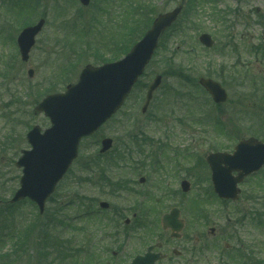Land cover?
<instances>
[{"label":"rangeland","instance_id":"obj_1","mask_svg":"<svg viewBox=\"0 0 264 264\" xmlns=\"http://www.w3.org/2000/svg\"><path fill=\"white\" fill-rule=\"evenodd\" d=\"M177 2L93 0L84 7L78 0H0V199L4 202L0 205V247L9 250L11 232L33 224L35 231L23 259L29 263V258V264L41 263L43 249L51 253L55 243L67 264H131L136 254L160 241L164 246L156 250L166 258L157 264H229L222 255L225 242L233 249L237 245L252 248L244 249L251 264H264V169L241 185L238 201L224 204L212 197L210 172L203 161L211 151L233 150L240 138L256 135L264 139V0H189L187 13L181 17L184 26L167 33L140 86L121 111L96 135L81 142L77 160L52 196L54 200L47 202L45 213L39 214L29 201L9 203L22 175L16 161L22 149L30 148L27 132L34 125H51L43 113L35 111L37 103L75 82L87 63L118 55L117 45L122 43L125 49L151 19ZM141 5L149 7L142 10ZM43 16L47 24L25 63L17 37L22 28ZM203 32L216 41L210 50L199 42ZM168 59L183 64L194 80L199 76L219 80L228 90V101L216 106L194 85H185L182 91L195 97L193 101L178 100L169 94L179 88L177 80L165 77L143 115L145 86L165 72ZM29 68L35 70L33 78L28 76ZM132 134L138 136L137 145L130 149L132 163L121 164L120 157L127 151L124 145ZM106 136L114 138V147L100 159L105 174H97L89 185L82 184L88 174L81 167L99 153L100 141ZM162 149L167 158L156 166ZM112 159L117 161L109 162ZM143 160L146 164L141 167L137 163ZM141 177L145 182H140ZM184 178L192 183L188 193L181 189ZM94 181L99 184L93 185ZM116 183L127 190H115ZM78 198L86 211L91 205L95 212L79 216ZM101 201L109 202L110 208L101 209ZM174 206L181 208L186 224L183 238L175 240L161 224L162 215ZM134 213L145 220V226L129 227L127 239L128 228L123 224ZM47 217L55 226L46 227L49 235L41 231V225L52 222ZM175 249L183 251L181 257L174 254Z\"/></svg>","mask_w":264,"mask_h":264},{"label":"water","instance_id":"obj_2","mask_svg":"<svg viewBox=\"0 0 264 264\" xmlns=\"http://www.w3.org/2000/svg\"><path fill=\"white\" fill-rule=\"evenodd\" d=\"M81 2L88 5L90 0ZM182 8L180 5L159 14L143 38L123 58L100 66L87 64L76 83L69 84L65 92L46 96L36 106L37 112H44L50 118L52 126L44 132L35 126L28 132L27 140L32 149L23 150L16 163L17 167L23 168V175L21 186L11 199L12 203L29 197L37 203L40 212H44L47 199L77 158L82 138L95 133L122 107L151 61L161 35L176 21ZM44 24L45 19L42 18L36 25L26 27L20 33L18 44L23 61L29 60L36 36ZM200 39L207 46L213 45L209 34H203ZM28 73L33 77L34 70L30 69ZM161 82L162 75H157L148 87L143 112L147 111ZM199 83L216 103L227 100V92L219 82L201 77ZM112 146V138L103 139L101 153L109 151ZM207 162L212 171L215 192L222 198L237 199L241 191L238 184L264 165V143L255 137L242 139L233 153L212 152L207 156ZM182 188L189 191L190 182L183 181ZM101 206L108 208L109 203L102 202ZM179 217L178 208L163 217L164 228H171L175 237L180 236L179 232L184 226ZM154 247H149L145 255H138L132 264H155L161 255L151 252Z\"/></svg>","mask_w":264,"mask_h":264},{"label":"trees","instance_id":"obj_3","mask_svg":"<svg viewBox=\"0 0 264 264\" xmlns=\"http://www.w3.org/2000/svg\"><path fill=\"white\" fill-rule=\"evenodd\" d=\"M147 6L148 5H141L142 10ZM142 21L149 22L150 19L149 18H143ZM151 22H152V19H151ZM151 22L148 23V25L145 28V31L151 25ZM132 32L133 31L131 29V32L129 31V33L126 36V40L130 36V34H132ZM134 32H136V30H134ZM144 32L142 31V33L138 36L137 39H139L144 34ZM125 34H126V32H125ZM165 36H166V34L162 37V40L160 42V46H162V41L165 39ZM136 41L137 40H131V42H129L126 45L125 49H123L122 46L120 48L118 47L119 48V54L118 55H116L112 58H101L96 62L103 63V62H107V61H111V60L120 58L122 55L126 54L129 51L131 46ZM173 62L174 61L171 59L167 60L168 66H167V69L165 70V72L163 74L167 78H173V79L177 80V83L179 84V88L178 87L175 89L173 88V90H172L173 92H171L169 94H173V96L177 99L181 98V99L193 101L195 99V97H187V95H183L185 93L182 91H184L185 85H190V86L194 85V87H197L198 85H196L195 80L192 79V76L187 73L186 68L182 64L177 65V64H174ZM139 84H137L136 87L140 86ZM168 91H171V89L169 88ZM144 132H145V130H144ZM137 140H138L137 135L135 138H134L133 134L129 135L127 143L124 145V147L125 148L126 147L131 148V145H134V146L137 145ZM91 158L92 159H90L88 162L85 163V165H82V167H81L82 173L88 174L86 177H84L83 181H81L82 184H88L89 181H91L97 174H100V175L105 174V169L103 168L102 163H100L101 155L98 153L97 155H95L94 157L92 156ZM116 161H117L116 159H112L109 162L112 163V162H116ZM100 175H99V177H101ZM109 178H111V177L109 176ZM91 183L95 186H97V184H99V182H97V181H94ZM100 184H102V182H100ZM61 186H62V184L59 186V188H61ZM113 187L115 190L116 189L120 190V189H123L125 186H121V185H118V183H116L113 185ZM79 198H80V196H79ZM79 198L75 199V203L78 205V207L82 208L84 206V204L82 201L79 200ZM50 200L52 201V200H54V198H51ZM71 202L73 203V200ZM22 203H24V202H22ZM11 206H13V205H11ZM56 216H57V214H56ZM47 218H49V221L50 222L52 221V222H51V224L41 225V231L44 232L45 235H49V233L47 232L48 227H50V226L52 228L55 227L53 224V220L50 219V217H47ZM51 218L54 219V217H51ZM34 229H35V226L33 224H31L30 228H28V229H22L21 231H18V232H16V231L11 232V234H10V241H11L10 247L11 248L9 250H6L3 248L4 246L0 247V264H15L18 262H20V264L21 263H27V264L30 263L29 258H27L29 260V263L23 262V259L26 256V254L28 253L29 237H30V234L35 231ZM41 241H42V243L47 244L45 240H41ZM52 247H53L52 249H55V251H53L51 253L46 252L45 249H43V251L41 253L42 254V261L39 264H67V261H66L67 258L65 256L62 257V256L58 255V252H61V251H60L57 243L53 244ZM66 256H68V255H66ZM69 256H72V255H69ZM230 260L231 261L233 260V262H235L237 264H251L250 259L248 257H246V255H243L242 253L238 254V256L237 255L231 256ZM75 264H77V263H75Z\"/></svg>","mask_w":264,"mask_h":264},{"label":"flooded vegetation","instance_id":"obj_4","mask_svg":"<svg viewBox=\"0 0 264 264\" xmlns=\"http://www.w3.org/2000/svg\"><path fill=\"white\" fill-rule=\"evenodd\" d=\"M260 86H263V85H260ZM169 233H170V232H169ZM169 237H170L171 239H174V240L177 239V238H173L170 234H169ZM181 238H183V235H182ZM181 238H179V239H181ZM165 242H166V241H165ZM160 243H161V248H162V247L164 246V242H161V241H160ZM161 248H160V249H161ZM174 253L177 254L178 257H181L182 254H183V251H182V250H178V249H176V250H174ZM164 258H166V256H164L163 259H164Z\"/></svg>","mask_w":264,"mask_h":264}]
</instances>
